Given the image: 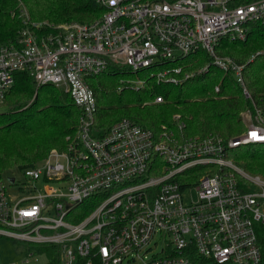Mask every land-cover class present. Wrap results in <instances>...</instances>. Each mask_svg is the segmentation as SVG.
Returning <instances> with one entry per match:
<instances>
[{
  "label": "built area",
  "instance_id": "obj_1",
  "mask_svg": "<svg viewBox=\"0 0 264 264\" xmlns=\"http://www.w3.org/2000/svg\"><path fill=\"white\" fill-rule=\"evenodd\" d=\"M94 1L104 12L91 23L55 26L57 35L46 41L23 33L16 45L0 47V102L24 70L37 85L61 88L80 112L65 150H50L21 172V182H0V237L39 252L60 249L58 264L130 263L151 251L158 234L163 255L144 256L143 264H192L188 248L211 264H263L256 229L264 228V180L245 174L226 155L239 145L264 144V113L244 115L246 131L227 142L158 136L128 119L101 131L88 80L124 71L133 78L120 83L138 91L150 83L176 86L214 67L233 75L249 99L244 65L217 55L216 48L224 38L245 41L253 23L264 25V0ZM197 54L208 62L195 73L172 67ZM197 167L215 173L186 181ZM192 190L196 198L189 201L185 192Z\"/></svg>",
  "mask_w": 264,
  "mask_h": 264
},
{
  "label": "trees",
  "instance_id": "obj_2",
  "mask_svg": "<svg viewBox=\"0 0 264 264\" xmlns=\"http://www.w3.org/2000/svg\"><path fill=\"white\" fill-rule=\"evenodd\" d=\"M24 11L29 22L43 24V28L23 26L27 23ZM103 12L94 0H0V47L16 45L23 33L32 34L37 41H46L57 35L53 27L71 22L91 23ZM249 28L245 41L224 38L216 48L217 55L244 65L243 80L249 99L231 74L214 67L196 74L208 62L205 55L197 54L198 58L188 56L172 65L185 73H195L176 86L150 83L147 88L134 91L120 83L133 77L119 70L90 78L88 82L96 98V126L106 131L115 122L128 119L158 136L168 132L178 136L177 139L217 137L224 142L239 137L250 123L244 115L254 113V109L264 113V25L253 23ZM14 79L2 101L5 106L0 109V182L7 170L17 168L22 172L45 159L51 149H66L76 134L80 116L61 88L37 85L24 70L18 71ZM159 95L162 102L154 104V98ZM175 113L178 120L172 118ZM179 126H183L181 131ZM226 159L250 175L264 177V144L230 148ZM197 168L190 173L204 167ZM207 171L206 175L215 173V169ZM236 181L242 190L249 191L243 178L236 176ZM84 207L82 217L92 208L90 204ZM256 235L264 264V228L257 227ZM188 250L192 264H211L193 248ZM42 251L50 264H58L60 249L45 247Z\"/></svg>",
  "mask_w": 264,
  "mask_h": 264
},
{
  "label": "rangeland",
  "instance_id": "obj_3",
  "mask_svg": "<svg viewBox=\"0 0 264 264\" xmlns=\"http://www.w3.org/2000/svg\"><path fill=\"white\" fill-rule=\"evenodd\" d=\"M26 12V11H25ZM101 15H99L100 17ZM98 17V16H97ZM97 19V18H96ZM27 23L23 24V26H30L31 28H34L35 25L40 26L43 28V24H39L37 22H29L28 18L24 19ZM148 103H145L147 105ZM5 106L3 105L2 101L0 102V109ZM174 120H178L175 117L179 116L178 114L175 113V115H172ZM248 122V120H246ZM116 123V122H115ZM247 127V125H246ZM57 149V148H55ZM52 150V149H51ZM49 152V151H48ZM48 155V154H47ZM237 166V165H236ZM238 167V166H237ZM240 168V167H238ZM199 169V168H197ZM245 174L251 176V177H260L262 180H264V177L260 175H250L248 174L244 169L240 168ZM208 171L204 168H201L199 171L197 170L195 173H193L192 177L187 178L186 181L188 180H197L201 177H204ZM9 178H14L16 181H23V175L22 173L17 169L13 168L12 170L9 169L6 172H4L2 179L6 181ZM8 191L12 195H16L17 192L12 190L11 188L8 187L6 184ZM195 192L192 190L185 192V195L189 198L188 200L190 201V198L194 199L196 198ZM191 195V196H190ZM94 202V201H93ZM90 205H94L91 204ZM90 211V210H86ZM87 212V213H88ZM167 241L169 239L167 238ZM155 243L157 245L155 246ZM164 238L161 234H158L151 242L149 245V248L151 251L145 254H140L141 257H133L134 260L130 261V263H127V260H124L122 264H143L144 263V256L147 257V259L151 258L153 255H163L162 251L164 249ZM31 256L29 257V255ZM0 264H49V259L47 254H45L42 249L41 252H39L37 249L33 248L31 245L14 241L11 239L3 238L0 237Z\"/></svg>",
  "mask_w": 264,
  "mask_h": 264
},
{
  "label": "bare ground",
  "instance_id": "obj_4",
  "mask_svg": "<svg viewBox=\"0 0 264 264\" xmlns=\"http://www.w3.org/2000/svg\"><path fill=\"white\" fill-rule=\"evenodd\" d=\"M69 144V143H68ZM68 146V145H67ZM55 150H57V151H63V150H58V149H55ZM65 150V149H64Z\"/></svg>",
  "mask_w": 264,
  "mask_h": 264
},
{
  "label": "water",
  "instance_id": "obj_5",
  "mask_svg": "<svg viewBox=\"0 0 264 264\" xmlns=\"http://www.w3.org/2000/svg\"><path fill=\"white\" fill-rule=\"evenodd\" d=\"M12 181V180H11Z\"/></svg>",
  "mask_w": 264,
  "mask_h": 264
}]
</instances>
